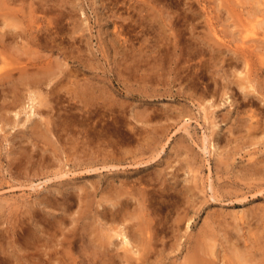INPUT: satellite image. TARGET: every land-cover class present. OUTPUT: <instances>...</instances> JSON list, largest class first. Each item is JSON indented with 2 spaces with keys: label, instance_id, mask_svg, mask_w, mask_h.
Here are the masks:
<instances>
[{
  "label": "rangeland",
  "instance_id": "374dc122",
  "mask_svg": "<svg viewBox=\"0 0 264 264\" xmlns=\"http://www.w3.org/2000/svg\"><path fill=\"white\" fill-rule=\"evenodd\" d=\"M15 1L11 0L10 3L13 8L23 7L27 11V7L31 5L30 8L35 10L32 18L28 14L29 11L26 12V22L34 20L37 14V18L44 20L43 24L50 19V27L61 33L70 56L65 57L57 51L52 52L36 45L32 46L29 53L31 57L27 53L20 55L19 48L18 55L17 51L15 55H10V51L5 53L14 61L19 57L20 60L39 58L52 62L54 67L60 66V76L53 78L49 85L44 83L43 91H46L50 84L63 79L60 82L61 87L59 84L56 88L57 94L45 96L47 99L50 97L48 101L53 103L47 101L45 106L39 107L38 99L34 101V104L38 103L36 107L41 111V114H34L35 107L32 110L29 108L32 99L28 100L31 97L29 89L34 86L27 84L34 78L29 76L28 82L22 84L28 76L23 79L17 74L18 70H14L17 74L16 81L23 79L20 83L23 87L18 88L15 79L8 81L11 85L14 84L12 86L8 82L2 84L3 73H0V92L4 93V96L0 93V237L2 236L4 246L13 250L11 254L21 253L19 249L23 245L22 234L8 236L11 234L9 230L17 224L14 221L30 217L26 215H33V223L27 220V226L23 224L25 232L27 231L25 235L31 236L30 241H41L45 237H53L52 234L60 233L58 227H63L64 224L57 221L62 219L63 223L67 224L64 231L73 229L84 234L75 245L78 248L72 250H75L74 255L78 260L86 258L78 264H90L88 260L93 255L89 254L87 247L91 246L93 249L101 232L104 233L113 222L116 225H132L137 220L133 218L127 220L128 222L118 219L112 221L109 216L98 212L104 203L111 207L112 203L109 201L103 202L104 197L110 195L109 190L113 191V186L120 187L124 183L122 187L128 186L126 189H131L134 193L139 185L144 187L152 198L151 216L156 217L152 223L157 231V243L151 248L153 252L148 254L146 264H183L187 254L186 247L198 241L212 245L210 258H213V264H229V259H232V249L229 245L233 238L239 239L244 248L249 246L250 251L256 252L255 256L259 262H255L264 264V170L255 173L250 164L248 165L251 160L253 164L258 159L264 161V125L262 129H258V133L257 130L249 128L246 121H240L241 117L248 119V114L255 110L258 113L261 111L260 115L264 119V98L261 87L259 88L264 84V70H258V76L252 82L255 88L258 87L255 91L246 86L247 80L243 79L245 72H241L245 69L242 57L244 50L251 54L255 65L260 66L261 59L264 60V26L260 23L264 17V0H260V5H257L256 0H26V6L24 0ZM14 3L19 4L15 6ZM40 4L54 6L45 13L41 11ZM73 7L75 9L70 12ZM75 19L80 21L79 28L72 27L77 23ZM257 21L259 24H255ZM69 24L71 28L68 27ZM18 41L16 47L20 44ZM33 47L40 51V54ZM11 49L14 50V46ZM22 51L20 50V53ZM43 53L48 54L45 56ZM262 65L264 67V64ZM28 68L31 73L35 72V67ZM5 69L0 67V71ZM10 86H16L17 92ZM63 86H67V93L64 92L66 90ZM242 87L243 90L240 89ZM20 88L22 91L25 89V92L21 93ZM5 91L9 92V95ZM19 92L20 97L17 96ZM244 96L254 99L248 100ZM15 99H21V103ZM12 101H16L15 107ZM20 108H23L22 111ZM32 122H35L36 126ZM40 146L44 148L41 149ZM152 146H157L153 155L149 152ZM108 150H111L114 156H106ZM159 151L160 154H157ZM95 156L99 157L97 163L92 161ZM105 163L113 166L103 167ZM261 163L263 162L257 163V166H261ZM94 166L99 170L93 169ZM148 173L155 174L151 176L152 174ZM128 178L131 179L130 182ZM113 182L115 183L112 186ZM171 185L172 188L168 191L167 187ZM129 195L127 196H132ZM130 198H127L128 210L133 211L138 200L136 199L135 203V197ZM80 201L84 204H80ZM101 203L103 204L100 205ZM252 208H256V211ZM243 211L251 217V221L255 220L247 222L245 217L242 218ZM177 215H180L181 223L176 221ZM90 220L91 227L88 222ZM249 223H252V226ZM236 226L241 227L244 234L243 231L238 233ZM256 226L262 227L263 233L258 230V235ZM22 231L23 229H20V232ZM227 232L228 235H222ZM92 234L95 237V240L92 237L93 241ZM15 237L21 239L15 240ZM10 240H15L14 246L10 245ZM119 240L120 238H114L110 249L123 254L124 248L120 246ZM248 241L256 246H252ZM84 246L85 249L81 248ZM224 255L225 260H222ZM55 261L58 262L57 259ZM118 262L116 264H123L119 257Z\"/></svg>",
  "mask_w": 264,
  "mask_h": 264
},
{
  "label": "bare ground",
  "instance_id": "6f19581e",
  "mask_svg": "<svg viewBox=\"0 0 264 264\" xmlns=\"http://www.w3.org/2000/svg\"><path fill=\"white\" fill-rule=\"evenodd\" d=\"M4 2L2 3V2H0V67L1 68H4L5 69V67H6V71L5 70H3V71H0V73L2 74V78H3V82H2V84H4V83H7L8 81H12V80H14L15 78H17V77H15V76H17V74L19 75V77H26V76H28V78L27 79H25V81L21 78V79H18V80H21L20 82H17L16 81V79L14 80V81H16L17 83H18V88H19V86H21L23 83L25 84V82H28V80H29V76H30V78L32 77V78H34V79H32L31 81H29V83H27V84H30V86H34V88H32V89H29V90H31L29 93H30V98L28 99L29 101H30V99H32V105L31 106H29V108L31 107V110L33 109V107H35L34 108V110H33V113L35 114V113H40L41 114V111H40V109H39V107H41V106H45V104H47V101H48V99L50 98H48L47 99V97H45V96H48L47 94H49V96H51V94H54V93H56L57 94V87H58V85L60 84V82L63 80H61L60 82H54L53 84H50V86L49 87H47V89H46V94L44 93V91L42 90V86H43V84L45 83L46 85H49V83L52 81V80H54L53 78H55V77H59L60 76V74L62 73V69L60 68V66H57V67H54V65L52 66L51 65V63L52 62H45V59H40L39 60V58H38V60L36 59L37 57H34L33 56V58H35L36 60H29V58H28V60H25V59H23V60H20L21 59V57H19V59H17L16 58V61H14L13 60V58H9L10 56H8L7 54H5V53H8L9 51V54L11 55V54H13V55H15V51H17V55H18V49L17 48H19V54L21 55L22 53L23 54H28L30 57H31V54H29L30 53V51L32 50V46H39V47H43V49L44 48H48L50 51H52V52H55V51H57L58 53H60V54H62L63 56H65V57H68V56H70L69 55V52H68V50L66 51V49H67V46L64 44V41L62 40V38H61V36H60V32L58 31V30H52V27H50V19H49V21L47 20V22H46V24H43L42 22H44V20L42 19V18H37V15H36V18L34 19V20H29L28 22H26L25 21V16H28V14L31 16V18L34 16V12H35V10L34 9H31L30 7H31V5H30V7L28 6L27 8H29V10H27V11H29L28 12V14L26 13L27 11L23 8V7H19L18 9L16 8V7H12L11 5H10V3H11V0H3ZM15 1V0H14ZM25 1L26 0H24V4H25V6H26V3H25ZM37 1V0H36ZM39 1V0H38ZM54 1V0H53ZM53 1H51V2H53ZM60 1V0H59ZM253 1V0H252ZM263 1V0H262ZM16 2V1H15ZM29 2V1H28ZM27 2V3H28ZM48 2V1H47ZM50 1H49V3H51ZM55 2V1H54ZM256 3H257V5H260L261 4V2H260V0H256L255 1ZM13 3V2H12ZM262 3H264V2H262ZM17 5L19 4V3H16ZM16 4L14 3V5L16 6ZM21 4V3H20ZM38 4V3H37ZM53 4V3H52ZM32 5H35V4H32ZM41 5V7H42V9H41V11H43V12H45V13H47V12H49L52 8V6H54V5H46L45 6V4H40ZM47 6H49V7H47ZM254 6V5H253ZM35 7H36V5H35ZM255 7V6H254ZM39 8H40V6H39ZM54 8V7H53ZM71 9H75L74 7L73 8H70V12H71ZM255 10H256V12H258L257 11V9L255 8ZM259 10H261V9H259ZM64 11V10H63ZM43 12H42V14H43ZM73 12V11H72ZM255 12V11H254ZM260 12V11H259ZM263 12H264V10H263ZM46 15V14H45ZM71 15V14H70ZM44 16V15H43ZM69 16V15H68ZM72 16H74V15H72ZM263 16V15H262ZM39 17V16H38ZM254 17V16H253ZM30 18V19H31ZM46 18V17H45ZM47 18H48V16H47ZM46 18V19H47ZM70 19H72L73 17H69ZM29 19V18H28ZM76 20V22H77V19H75ZM259 20V19H258ZM72 21H73V19H72ZM74 22V21H73ZM79 23H80V21H78ZM78 22L76 23V24H73L72 25V27H76V26H78V28L80 27L79 26V24H78ZM75 23V22H74ZM260 23L264 26V17H263V19L262 20H260ZM52 24V23H51ZM255 24H259L258 23V21H257V23H255ZM71 24H69L68 25V27H70L71 28V26H70ZM52 26V25H51ZM54 26V25H53ZM257 27H259V26H257ZM262 28V27H261ZM69 30V29H68ZM73 30V29H72ZM72 30H71V32H72ZM81 30H82V27H81ZM74 31V30H73ZM254 31V33H257L256 32V30H253ZM69 32V31H68ZM70 33V32H69ZM73 33V32H72ZM79 33H77V35H78ZM67 35V34H66ZM71 35V34H70ZM64 36V35H63ZM72 36V35H71ZM75 36V35H74ZM83 36V35H82ZM81 36V37H82ZM20 37V38H19ZM58 37H59V39H58ZM68 37V36H67ZM79 37H80V35H79ZM258 37V36H257ZM70 38V37H69ZM72 38H73V36H72ZM18 39H19V41H18ZM20 39H21V42H20ZM76 39V38H75ZM67 40V39H66ZM260 40H261V38H260ZM264 40V39H263ZM18 41V43H20L19 44V46L17 45V47H16V42ZM78 41H80V40H78ZM255 41V40H254ZM245 42V41H244ZM256 42V41H255ZM254 42V43H255ZM257 43V42H256ZM263 43H264V41H263ZM74 45V44H73ZM244 45V44H243ZM246 45V44H245ZM244 45V46H245ZM253 44H250V46H252ZM255 45H257V44H255ZM263 45V44H262ZM14 46V50L13 49H11V47H13ZM247 46H249V45H247ZM20 47H21V49H20ZM74 47V46H73ZM256 47V46H255ZM254 46H253V48H255ZM258 47V46H257ZM252 48V49H253ZM33 49L35 50L36 48H34L33 47ZM39 49V48H38ZM81 49V48H80ZM230 49V48H229ZM20 50L22 51L21 53H20ZM37 50V49H36ZM74 50V49H73ZM24 51H25V53H24ZM69 51H71V49L69 50ZM80 51V50H79ZM257 51V50H256ZM36 52H38V50L36 51ZM36 52H34L35 54H36ZM40 52V51H39ZM38 52V54H40ZM42 52V51H41ZM78 53V52H77ZM34 54V55H35ZM48 53H43V55H47ZM50 54H52V53H50ZM235 54H237L236 52H235ZM256 54V53H255ZM260 54V53H259ZM37 55V54H36ZM42 55V54H41ZM23 56H25V55H23ZM22 56V57H23ZM52 56H53V54H52ZM261 56V55H260ZM48 57V56H47ZM59 57V56H58ZM64 57V58H65ZM73 57V56H72ZM243 60H244V62H245V69H244V71H241V72H245V75H244V78L243 79H245V80H247V85L246 86H250V89L252 90V88H253V91H255L257 88H255V85L252 83L253 81H255L256 80V78H257V76H258V70H264V67H263V65L262 64H264V60L263 59H261L262 60V62H261V65L260 66H257V65H255V63H254V61L252 60V56H251V54L250 53H248V52H246L245 50H244V53H243ZM50 58V57H49ZM60 58V57H59ZM233 57L231 56V59H232ZM254 58V57H253ZM31 59V58H30ZM76 59V58H75ZM257 59H258V57H257ZM54 60V59H53ZM56 60H57V58H56ZM85 60V59H84ZM236 60V59H235ZM259 60V59H258ZM261 60H259V61H261ZM55 62V61H54ZM53 62V63H54ZM66 62V61H65ZM68 62V61H67ZM73 62V61H72ZM60 63V62H59ZM15 65V67H10V65ZM230 64V63H229ZM22 65V66H21ZM61 65V64H60ZM243 65V64H242ZM28 66H33V67H35V72L34 73H31V70H28L29 68H28ZM66 66V65H65ZM10 67V68H9ZM71 68V67H70ZM18 70V72H17V74L15 73V71L14 70ZM63 69H64V67H63ZM241 69H242V67H241ZM16 70V71H17ZM60 70V71H59ZM69 70H71V69H69ZM64 71V70H63ZM5 72V73H4ZM76 72V71H75ZM15 73V74H14ZM30 73V74H29ZM72 73V72H71ZM78 74V73H77ZM76 74V76H78ZM73 75V74H72ZM240 76H241V74H239ZM1 76V75H0ZM67 77V76H66ZM263 77V76H262ZM85 78V77H84ZM237 78H238V76H237ZM236 78V79H237ZM264 78V77H263ZM262 78V80H264ZM61 79V78H60ZM77 79H79V78H77ZM76 79V80H77ZM86 80H87V78H85ZM241 79V78H240ZM239 79V80H240ZM22 80H23V82H22ZM27 80V81H26ZM75 80V81H76ZM238 80V79H237ZM260 80V79H259ZM261 80V81H262ZM90 81V80H89ZM235 81V83L237 82L236 80H234ZM22 82V84L20 85V83ZM64 82H66V80L64 81ZM79 82V81H78ZM239 82V81H238ZM0 83H1V81H0ZM9 83V82H8ZM68 83V82H67ZM240 83V82H239ZM245 83V82H244ZM10 84V83H9ZM16 84V83H15ZM26 84V85H27ZM64 84V83H63ZM88 84V83H87ZM263 84V83H262ZM11 85V84H10ZM12 85H14V84H12ZM11 85V86H12ZM89 85V84H88ZM90 85H91V83H90ZM236 85H238V84H236ZM236 85H235V87H236ZM1 86V85H0ZM10 86V87H11ZM60 87H61V84L59 85ZM74 85H72V87H73ZM83 86V85H82ZM240 86V84L238 85V87ZM257 86V85H256ZM21 87H23V86H21ZM41 87V88H40ZM64 87V86H63ZM65 87H67V86H65ZM63 88V89H65L66 91H64L65 93H67V91H69V90H67L66 88ZM261 87V88H260ZM12 88V87H11ZM27 88V87H26ZM45 88H46V86H45ZM87 88V87H86ZM259 88H260V90L263 92L262 94H263V98H264V84L263 85H261V86H259ZM3 89H4V87H3ZM2 89V90H3ZM7 89V88H6ZM13 89H16V92H17V88H16V86H15V88L13 87L12 88V90ZM21 90H20V92L22 91V88H20ZM43 89H44V87H43ZM56 89V90H55ZM71 89V88H70ZM237 89V88H236ZM240 89H244L243 87L242 88H240ZM8 90H10V89H8ZM12 90H11V92H12ZM25 90V89H24ZM23 90V91H24ZM88 90V89H87ZM242 90H240L241 92H242ZM251 90L249 91V92H251ZM259 90V89H258ZM7 91V90H6ZM5 91V93H7V95H9V92H6ZM15 91V90H14ZM13 91V92H14ZM22 91V92H23ZM75 91V90H74ZM78 91V90H77ZM234 91V90H233ZM244 91H246V90H244ZM2 92V91H1ZM0 92V93H1ZM20 92L18 93V95L17 96H19V94H20ZM21 92V93H22ZM25 92V91H24ZM27 92V91H26ZM62 92V91H61ZM93 92V91H92ZM91 92V93H92ZM237 92H239V91H237ZM60 93V92H59ZM58 93V94H59ZM63 93V92H62ZM65 93L63 94V95H65ZM71 93V92H70ZM234 93H236V92H234ZM1 94H3V96H4V93H1ZM12 94H14V93H12ZM11 94V95H12ZM15 94H17V93H15ZM6 94H5V97L7 96ZM239 95V94H238ZM248 95H249V93H248ZM251 95H252V93H251ZM256 95V94H255ZM16 96V97H17ZM22 96H24V95H22ZM21 96V97H22ZM28 96V95H27ZM40 96H42V97H40ZM44 96V97H43ZM60 96V95H59ZM70 96V95H69ZM88 96V95H87ZM15 97V96H14ZM15 97V98H16ZM20 97V96H19ZM38 97H40V98H38ZM53 97V96H52ZM79 97H81V96H79ZM245 97V96H244ZM243 97V98H244ZM248 97V96H247ZM245 97L246 99H254L253 97ZM12 98H13V96H12ZM54 98V97H53ZM56 98V97H55ZM242 97H240V99H241ZM244 98V99H245ZM3 99V98H2ZM36 99H38V103H39V107H36L37 105L36 104H38V103H36L35 102V104H34V101L36 100ZM82 99V98H81ZM239 99V100H240ZM251 99V100H252ZM8 100V99H7ZM7 100H6V102H7ZM12 100V99H11ZM14 100V99H13ZM16 101H20L21 99H15ZM248 100H246L247 102H248ZM263 100V99H262ZM4 101V100H3ZM16 101H12V103L14 104V107L16 106ZM241 101V100H240ZM254 101H256V100H254ZM5 102V101H4ZM26 102V101H25ZM48 102H50V101H48ZM238 102V101H237ZM242 102V101H241ZM258 102V101H257ZM261 102V101H260ZM1 103V102H0ZM12 103H10V104H12ZM20 103H21V101H20ZM50 103H53V101H51ZM243 103V102H242ZM244 103H246L245 102V100H244ZM249 103V102H248ZM262 103V102H261ZM10 104H8V105H10ZM12 104V105H13ZM25 104V103H24ZM27 104H29V103H27ZM31 104V103H30ZM29 104V105H30ZM44 104V105H43ZM111 104V103H110ZM239 104V103H238ZM237 104V105H238ZM1 105H2V103H1ZM23 105V104H22ZM243 105V104H242ZM249 105V104H248ZM256 106L255 107H257V103L255 104ZM19 106H20V104H19ZM47 106V105H46ZM48 106H50V105H48ZM260 106V105H259ZM1 107H3V106H1ZM22 107H24V105L22 106ZM27 108H28V106H26ZM241 107V106H240ZM255 107H253L254 109H255ZM261 107H263V106H261ZM19 108V107H18ZM26 108V109H27ZM264 108V107H263ZM4 109H5V107H4ZM11 109H13V108H11ZM16 109V108H15ZM21 109V111H22V109L23 108H20ZM19 109V110H20ZM242 109V108H241ZM9 110V109H8ZM18 110V109H17ZM28 110V112L29 111H31L30 109H27ZM44 110V109H43ZM46 110V109H45ZM262 110V109H261ZM5 111V110H4ZM251 111H253V110H251ZM256 111V112H255ZM255 111H253V112H251V113H249L248 115H249V118L248 119H246V118H240L241 120V122L242 121H246L247 122V124L249 125V128H253V131H256L257 130V132L259 131L258 129H260L261 127H262V125H264V119H262L263 117H262V115H260V113H261V111L258 113V111L257 110H255ZM264 111V110H263ZM262 111V112H263ZM43 112V111H42ZM46 112L48 113L49 112V110H46ZM17 113H19V111H17ZM31 113H32V111H31ZM46 113V114H47ZM243 113H245V112H243ZM2 114V113H1ZM6 114V113H5ZM45 114V113H44ZM45 114V115H46ZM263 114H264V112H263ZM246 116H247V114H245ZM52 116V115H51ZM240 116V115H239ZM43 117H44V115H43ZM47 119H50V118H48V117H46ZM46 118H45V121H44V123L46 122ZM15 120V119H14ZM44 120V119H43ZM85 121V120H84ZM50 122V121H49ZM20 123V122H19ZM33 123V122H32ZM35 123V122H34ZM33 123V124H34ZM40 123V122H39ZM38 123V124H39ZM44 123H43V125H44ZM237 123H238V121H237ZM240 123V122H239ZM238 123V124H239ZM6 124V123H5ZM41 124V123H40ZM46 124V123H45ZM49 124V123H48ZM113 124V123H112ZM237 124V125H238ZM18 125V124H17ZM109 125H111V124H109ZM236 125V124H235ZM3 126V125H2ZM35 126H36V123H35ZM42 126V125H41ZM45 126V125H44ZM113 126V125H112ZM240 126V125H239ZM33 126H31V128H32ZM39 127H40V125H39ZM53 127V126H52ZM82 127V126H81ZM241 127V126H240ZM239 127V128H240ZM244 127H245V125H244ZM3 128V127H2ZM1 128V129H2ZM30 128V129H31ZM34 128V127H33ZM41 128V127H40ZM44 128V127H43ZM46 128V127H45ZM77 128V127H76ZM111 128V127H110ZM156 128V127H155ZM158 128V127H157ZM156 128V129H157ZM46 129H48V128H46ZM262 129V128H261ZM264 129V128H263ZM39 130V129H38ZM37 129H36V131H38ZM79 130V129H78ZM92 130V129H91ZM112 130V129H111ZM150 130V129H149ZM247 130V129H246ZM33 131H34V129H33ZM40 131V130H39ZM38 131V132H39ZM53 131H56V130H53ZM95 131V130H94ZM105 131V130H104ZM107 131V130H106ZM160 132H161V130H159ZM81 132V131H80ZM92 132V131H91ZM155 132V131H154ZM246 132V131H245ZM248 132V131H247ZM264 132V131H263ZM42 133H44V132H42ZM108 133V132H107ZM106 133V134H107ZM110 133V132H109ZM151 133V132H150ZM250 133H252V131L250 132ZM249 133V134H250ZM259 133V132H258ZM36 134V133H35ZM73 134V133H72ZM85 134V133H84ZM91 134V133H90ZM112 134V133H111ZM111 134H110V136H111ZM254 134V133H253ZM257 134V133H256ZM34 135V134H33ZM38 135V134H37ZM103 135V134H102ZM152 135V134H151ZM43 136V135H42ZM155 136V135H154ZM244 136V135H243ZM249 136V135H248ZM38 137V136H37ZM156 137V136H155ZM263 137V136H262ZM63 138V137H62ZM70 138V137H69ZM150 138V137H149ZM254 138V137H253ZM58 139H59V137H58ZM203 139H205V137L203 138ZM248 139V138H247ZM33 140V139H32ZM249 140V139H248ZM264 140V139H263ZM79 141H80V139H79ZM151 141V140H150ZM153 141V140H152ZM158 141V140H157ZM156 141V142H157ZM71 142V141H70ZM264 142V141H263ZM262 142V143H263ZM31 143V142H30ZM150 143H152V142H150ZM163 144V143H162ZM215 144V143H214ZM32 145V144H31ZM38 145H40V144H38ZM49 145V144H48ZM22 146V145H21ZM33 146V145H32ZM43 146H44V144H43ZM41 147V149H43L44 147ZM90 146H92V145H90ZM145 146V145H144ZM159 146V145H158ZM205 146H207V145H205ZM216 146V145H215ZM39 147V146H38ZM54 147V146H53ZM94 147V146H93ZM93 147H91V148H93ZM148 147H150V146H148ZM147 147V148H148ZM162 147V146H161ZM164 147V146H163ZM24 148V147H23ZM27 148V147H26ZM90 148V147H89ZM101 148V147H100ZM109 148V147H108ZM107 148V149H108ZM203 148H204V145H203ZM214 148H216V147H214ZM35 149V148H34ZM85 149H87V148H85ZM157 149V146H152L151 147V149L149 150V152H150V154H155L154 152H155V150ZM160 149V148H159ZM205 149V148H204ZM54 150V149H53ZM92 150V149H91ZM102 150V149H101ZM113 150V149H112ZM146 150V149H145ZM262 150V149H261ZM30 151V150H29ZM28 151V152H29ZM43 151V150H42ZM50 151V150H49ZM79 151V150H78ZM104 151V150H103ZM147 151V150H146ZM145 151V152H146ZM162 151V150H161ZM21 152V151H20ZM51 152V151H50ZM233 152V151H232ZM260 152V151H259ZM77 153V152H76ZM228 153V152H227ZM16 154H18L17 152H16ZM72 154V153H71ZM79 154V153H78ZM86 154H87V152H86ZM117 154V153H116ZM120 154H122V153H120ZM124 154V153H123ZM149 154V153H148ZM157 154H160V151H159V153H157ZM228 154H230V152L228 153ZM31 155V154H30ZM40 155H42V153H40ZM99 155H101V154H98V156ZM104 155V154H103ZM144 155V154H143ZM249 155V154H248ZM29 156V155H28ZM33 156V155H32ZM75 156H76V154H75ZM78 156V155H77ZM80 156V155H79ZM106 156H114L113 155V153L111 152V150H108V153L106 154ZM142 156V155H141ZM155 156V155H154ZM82 157V156H81ZM145 157V156H144ZM159 157V156H158ZM229 157H230V155H229ZM37 158V157H36ZM72 158V157H71ZM94 159H92V161H94V163H97V162H99V157H97V156H95V157H93ZM113 158V157H112ZM111 158V159H112ZM146 158V157H145ZM152 158V157H151ZM150 158V159H151ZM155 158H157V157H155ZM160 158V157H159ZM28 159V158H27ZM147 159V158H146ZM145 159V160H146ZM221 159V158H220ZM36 160H38V159H36ZM89 160V159H88ZM152 160V159H151ZM153 160H154V158H153ZM222 161H224V159H221ZM31 161V160H30ZM40 161V160H39ZM116 161V160H115ZM138 161V160H137ZM229 161V160H228ZM44 162V161H43ZM80 162V161H79ZM78 162V163H79ZM133 162V161H132ZM138 162H143L144 163V161H138ZM146 162V161H145ZM148 162V161H147ZM217 162V161H216ZM251 162H252V160H251ZM248 163V165L250 164V168H252L253 169V171L255 172V173H257L258 171H260L261 172V169L262 170H264V161L262 160V159H258L257 161H256V163ZM255 162V161H254ZM260 162H263V163H261L262 165V167L259 165V166H257V163H260ZM40 163V162H39ZM42 164V163H41ZM40 164V165H41ZM118 164V163H117ZM142 164V163H141ZM244 164V163H243ZM93 165V164H92ZM100 165H102V164H100ZM119 165V164H118ZM130 165V164H129ZM96 166V165H95ZM94 166V167H95ZM103 167H107L108 168V166H111L109 163L108 164H104V165H102ZM113 166V165H112ZM111 166V167H112ZM135 167H136V165H134ZM83 167V166H82ZM93 167V169H98V168H94ZM115 167V166H114ZM113 167V168H114ZM118 167V166H117ZM116 167V168H117ZM218 168H219V165L217 166ZM242 167V166H241ZM88 168V167H87ZM87 168H86V171H88L87 170ZM226 168V167H225ZM248 168V167H247ZM101 169V168H100ZM104 169V168H103ZM111 169V168H110ZM221 169V168H220ZM246 169V168H245ZM244 169V170H245ZM99 170V169H98ZM98 170H96V171H98ZM91 171V170H90ZM93 171V170H92ZM159 171V170H158ZM242 171H243V169H242ZM241 171V172H242ZM246 171H248V170H246ZM155 172V171H154ZM161 172V171H160ZM251 172V171H250ZM264 172V171H263ZM162 173V172H161ZM174 173V172H173ZM148 174H150V173H148ZM152 174V173H151ZM150 174V175H151ZM153 174H155V173H153ZM153 174L151 175V176H153ZM149 175V176H150ZM254 176V175H253ZM147 177H148V175H147ZM146 177V180L148 179ZM151 178V177H150ZM156 178V177H155ZM155 178H153L154 180H155ZM135 179V178H134ZM159 179V178H158ZM157 179V180H158ZM251 179V178H250ZM264 179V178H263ZM128 180H129V178H128ZM131 180V179H130ZM130 180H129V182H130ZM136 180H138V179H136ZM237 180V179H236ZM256 180H257V178H256ZM138 181H140V180H138ZM137 181V182H138ZM148 181V180H147ZM152 181V180H151ZM178 181V180H177ZM111 182V181H110ZM149 182V181H148ZM254 182V181H253ZM115 182H113L112 183V186H113V184H114ZM119 183V182H118ZM142 183V182H141ZM153 183V182H152ZM172 183V182H171ZM212 183V182H211ZM246 183H248V182H246ZM124 184V183H123ZM122 184V185H123ZM235 184V183H234ZM122 185L120 186V187H118V186H113L112 187V189H113V191H110L109 190V193H110V195L108 196V195H106L105 197H104V201L103 202H110V203H112V205H111V207H108V206H106V205H104L103 203H101L100 205H102L103 204V207H102V209H99L98 210V212H99V214H101V215H105V216H109V219H111L112 221L113 220H116V219H118V220H122V221H125V222H128L127 220H131V219H133V218H136L137 220H136V222L135 223H132V225H130V224H125V225H116V224H111V225H109L107 228H106V230L105 231H103L104 233H102L101 232V234L98 236V238L99 239H96V240H98V242L96 243V244H94V246H93V249L91 248V246H90V248H89V246L87 247V250L90 252L89 254H91V255H93V257H91V258H89V256L87 257V258H89V262H90V264H112V262H114V264H116V262H118V257H119V259H121L122 261H123V264H124V262H126L125 264H146L147 262H148V254L150 253V251H151V248L152 247H154V246H156V243H157V231H156V228H154V224L152 223V220H154V218H156V217H152L151 215H152V213H153V208L151 207L152 206V198H150V196H149V193L147 194V191H146V189L144 188V187H141L140 185V187L138 186V187H136V191H135V193L130 189V190H127L126 188L128 187L127 185V187L126 188H124V187H122ZM132 185V184H131ZM253 185V184H252ZM257 185V184H256ZM95 186V185H94ZM97 186V185H96ZM133 186V185H132ZM248 187H249V184H248ZM259 187V186H258ZM170 188H172V185L171 186H169V187H167V189H168V191H170ZM241 188V187H240ZM246 188V187H245ZM262 188V187H261ZM243 189V188H242ZM255 189V188H254ZM159 190L160 189H158V192H159ZM238 190V189H237ZM236 191V190H235ZM239 191V190H238ZM237 191V192H238ZM263 191H264V189H263ZM149 192V191H148ZM236 192V193H237ZM250 192V191H249ZM258 192V191H257ZM261 192V191H260ZM106 194H108L107 192H105ZM240 193V192H239ZM248 193V192H247ZM262 193H264V192H262ZM103 194V193H102ZM132 195V196H130V195ZM168 194V193H167ZM253 194V193H252ZM104 195V194H103ZM125 195V196H124ZM127 195H129L130 197H132L133 198V196L135 197V198H133V199H135L134 200V202L136 201V199L138 200V204H136L137 205V207L136 208H134L133 209V211H129L128 210V200H127V198H130V197H128ZM174 195V194H173ZM155 196V195H154ZM176 196H178V195H176ZM188 196V195H187ZM263 197V196H262ZM57 198V197H56ZM255 198V197H254ZM259 198V197H258ZM53 199V198H52ZM65 199V198H64ZM103 199V198H102ZM132 199V200H133ZM188 199V198H187ZM50 200V199H49ZM99 200V199H98ZM130 200H131V198H130ZM54 201V200H53ZM66 201V200H65ZM83 201V200H82ZM82 201H80V204L82 203V204H84ZM189 201V200H188ZM61 202V201H60ZM68 202V204H69V201H67ZM191 202V201H190ZM52 204V202H49V204ZM62 203V202H61ZM66 203V202H65ZM99 203V202H98ZM97 203V204H98ZM130 203V202H129ZM136 203V202H135ZM97 204H96V206H97ZM118 204H119V206H118ZM191 204H193V203H191ZM63 205V204H62ZM99 205V204H98ZM135 205V206H136ZM155 205V204H154ZM64 206V205H63ZM189 206V205H188ZM80 207H81V205H80ZM157 207V206H156ZM262 207V206H261ZM60 208V207H59ZM63 208V207H62ZM64 208H66V206L64 207ZM63 208V209H64ZM158 208V207H157ZM162 208V207H161ZM48 209V208H47ZM97 209H98V207H97ZM96 208H95V210H97ZM130 209V208H129ZM256 209V208H255ZM255 209H253L252 208V210L254 211ZM262 209H264L263 207H262ZM26 210V209H25ZM248 210V209H247ZM51 212H52V210H50ZM160 211V210H159ZM256 211V210H255ZM47 212H48V210H47ZM71 212V211H70ZM72 212H74L73 210H72ZM157 212V211H156ZM239 212V211H238ZM242 212V211H241ZM258 212H259V210H258ZM261 212V211H260ZM23 213H25V211L23 212ZM28 213V211L26 210V214ZM67 213H69L68 212V209H67ZM155 213V212H154ZM158 213V212H157ZM237 213V212H236ZM240 213V212H239ZM238 213V214H239ZM244 213H246V212H244L243 211V216H242V218L243 217H245V219H247V222L251 219V217L248 215V214H244ZM248 213V212H247ZM256 213V212H255ZM254 213V214H255ZM264 213V212H263ZM20 214V213H19ZM25 214V215H26ZM72 214V213H71ZM241 214V215H242ZM262 213H260V215H261ZM15 215V214H14ZM21 215V214H20ZM19 215V216H20ZM24 215V214H23ZM24 215V216H25ZM69 215V214H68ZM77 215V214H76ZM90 216L92 215L91 213L89 214ZM156 215V214H155ZM251 215V214H250ZM256 215V214H255ZM264 215V214H263ZM263 215H261V216H263ZM26 216H30V217H28L27 219H20V220H16V221H14V222H16L17 224H15L13 227H12V229H10L9 230V232L11 233V234H9L8 236L9 237H14V236H17V235H19V236H21V234H22V239H23V245H21V248L19 249V250H21V253H13V254H11V251H13V250H9V248L8 247H6V246H4V242H3V240H2V236L0 237V264H78V263H80L79 261L81 260H85L84 258H81V259H77V257L74 255V251L75 250H72L73 248H78V247H75V245H76V243L78 242V240H79V237H83V235H82V233L81 232H78L77 230H73V229H71V230H73V231H71V230H68L67 231V229H66V231H64V226L65 225H67L66 223H63L64 222V220H60V218H59V220L60 221H57V222H62V224H64V226L62 227V225L61 226H59L58 227V229L60 230V233H55V234H52L53 235V237H45V239H43V240H41V241H30L29 240V236H30V234H28V235H25V233L27 232H25V226H23V224H27V220L29 221H34V216L33 215H26ZM71 216V215H70ZM178 217L175 219L176 221H178V222H180L181 223V218H180V215H177ZM187 216V215H186ZM235 216V215H234ZM252 217H253V215H251ZM260 216V217H261ZM64 217H65V215H64ZM92 218H93V216H91ZM224 217V216H223ZM237 217V216H236ZM256 218H257V216H255ZM258 217H259V214H258ZM264 217V216H263ZM11 218V217H10ZM16 218H18V216L16 217ZM56 218V217H55ZM68 218V217H67ZM66 218V219H67ZM100 218V217H99ZM104 218V217H103ZM179 218V219H178ZM241 218V219H242ZM13 219V218H12ZM40 219V218H39ZM96 219V218H95ZM181 219V220H180ZM244 219V220H245ZM258 219V218H257ZM256 219V220H257ZM261 219V218H260ZM259 219V220H260ZM264 219V218H263ZM48 220V219H47ZM238 220V219H237ZM240 220V219H239ZM243 220V221H244ZM255 220V219H254ZM253 220V221H254ZM1 221V220H0ZM13 221V220H12ZM37 221H39V220H37ZM75 221V220H74ZM101 221V220H100ZM107 221V220H106ZM241 221V220H240ZM251 221V220H250ZM253 221H251V222H253ZM261 221V220H260ZM2 222H3V220H2ZM7 222V221H6ZM11 222V221H10ZM50 222V221H49ZM48 222V223H49ZM69 222H71L70 221V218H69ZM89 222V225H90V227H91V220L90 221H88ZM96 222H97V220H96ZM120 222V221H119ZM133 222V221H132ZM237 222V221H236ZM245 222V221H244ZM244 222H243V225H244ZM257 222H259V221H257ZM256 222V223H257ZM33 223V222H32ZM47 223V222H46ZM78 223V222H77ZM94 223V222H93ZM102 223V222H101ZM104 224H105V222H103ZM117 223V222H116ZM163 223H165V222H163ZM260 223V222H259ZM259 223H257V224H259ZM21 224V225H20ZM96 224V223H95ZM178 224L179 223H177V226H178ZM234 224V223H233ZM239 224V223H238ZM250 224V226H252V223H249ZM263 223H261V226L263 227V225H262ZM60 225V224H59ZM75 225V224H74ZM89 225H87L88 226V228H89ZM100 225V224H99ZM157 225V224H156ZM176 225V224H175ZM229 225V224H228ZM241 225V224H240ZM246 225V224H245ZM27 226V225H26ZM58 226V225H57ZM71 226H73V225H70V227ZM86 226V225H85ZM94 226V225H93ZM96 226H97V224H96ZM158 226H160V225H158ZM231 226V225H230ZM234 226V225H233ZM260 226V225H259ZM257 227V228H260V229H257L256 228V233L258 234L259 233V231L258 230H262V227ZM18 227V228H17ZM39 227V226H38ZM75 227V226H74ZM95 227V226H94ZM247 227V226H246ZM61 228V229H60ZM223 228H224V226H223ZM236 228V230L238 231V233H240L241 231H243V229L241 228V227H239V226H236L235 227ZM244 228V227H243ZM4 229V228H3ZM2 229V230H3ZM20 229L22 230L23 229V231L22 232H20ZM30 229V228H29ZM84 229V228H83ZM82 229V230H83ZM86 229H87V227H86ZM86 229H84V230H86ZM228 229V228H227ZM247 229V228H246ZM7 230V229H6ZM19 230V231H18ZM49 230V229H48ZM54 230V229H53ZM58 230V231H59ZM88 230V229H87ZM163 230H164V228H163ZM162 230V231H163ZM248 230V229H247ZM39 231H40V229H39ZM45 231V230H44ZM91 231H92V229H91ZM102 231V230H101ZM232 231V230H231ZM5 232V231H4ZM7 233H9L8 232V230L6 231ZM5 232V234H7ZM46 232V231H45ZM54 232V231H53ZM56 232V231H55ZM86 232V231H85ZM160 232V231H159ZM252 232V231H251ZM262 232V231H261ZM260 232V236H262L261 234L264 232V230H263V232L261 233ZM2 233V232H1ZM19 233V234H18ZM52 233V232H51ZM88 233V232H87ZM92 233H94V232H92ZM99 233V232H98ZM225 233V232H224ZM222 234V235H228V233L229 232H227L226 234ZM231 233V232H230ZM255 233V234H256ZM17 234V235H16ZM45 234V233H44ZM60 234V235H59ZM233 234V233H232ZM231 234V235H232ZM235 234V233H234ZM237 234V233H236ZM243 234H244V231H243ZM252 234V233H251ZM257 234H256V236H257ZM264 234V233H263ZM47 235V234H46ZM96 235V234H95ZM221 235V236H222ZM240 235V234H239ZM259 235V234H258ZM38 236V235H37ZM60 236V237H59ZM91 236V235H90ZM210 236V235H209ZM238 238H239V236L238 235H236ZM255 236V235H254ZM264 236V235H263ZM31 237V236H30ZM32 237H33V235H32ZM89 237V236H88ZM92 237H94L93 236V234H92V236H91V239H92ZM97 237V236H96ZM120 238V240H121V245L120 246H122L123 248H124V252H123V254H120L118 251L117 252H115L114 250H112V248L110 249V245L113 243V241H114V238ZM236 237V238H237ZM241 237V236H240ZM17 238H19V239H21V237H15V240L17 239ZM86 238V237H85ZM84 238V239H85ZM227 238H229V237H227ZM247 238V237H246ZM264 238V237H263ZM205 239H207L208 240V238L206 237ZM245 239V238H244ZM256 239V238H255ZM254 239V240H255ZM15 240H10V242H11V246H14L15 245ZM94 240H95V237H94ZM119 240V241H120ZM196 241H197V239H195ZM199 240V239H198ZM258 240H259V236H258ZM92 241H93V239H92ZM210 241V240H209ZM209 241L207 242V243H209ZM226 241V240H225ZM229 241V240H228ZM240 240L239 239H232L231 240V243H230V245L229 246H231V249H232V251H230L231 249L229 248V247H227V245H226V247L228 248V249H230L229 251L232 253V254H230V252H228L231 256H232V259L230 258L229 260V264H260V263H257V262H259V260H257L256 259V252H252V251H250V249L248 248V247H243V246H241L240 245V242H239ZM257 241V240H256ZM230 242V241H229ZM243 242V241H242ZM248 242H250V241H248ZM247 242V243H248ZM18 243H20V242H18ZM85 244V242H82V244ZM118 243V242H117ZM224 243V242H223ZM251 243V242H250ZM254 243V242H253ZM6 244V243H5ZM8 244V243H7ZM78 244V243H77ZM252 244V243H251ZM9 245V244H8ZM92 245V244H91ZM209 245H210V243H209ZM209 245H207V244H205L204 242H197V243H195V244H191V245H188L186 248H187V254H186V256H185V260H184V262H183V264H213L212 263V260L211 259H213V258H210V253L212 252H210V247L212 246H209ZM78 246V245H77ZM115 246V245H114ZM114 246H112V247H114ZM247 246V245H246ZM252 246H256L255 244L253 245L252 244ZM260 246V245H259ZM258 246V247H259ZM85 247L86 246H84V247H81V248H83V249H85ZM263 247V246H262ZM214 248H215V246H214ZM260 248V247H259ZM83 249H81V250H83ZM90 249V250H89ZM115 249V248H114ZM117 249H118V247H117ZM227 249V250H228ZM256 249V248H255ZM15 250V249H14ZM17 250V249H16ZM119 250V249H118ZM226 250V249H225ZM259 251H260V249H258ZM263 250H264V248H263ZM84 251V250H83ZM86 252V250L84 251V253ZM121 252V251H120ZM151 252H153V251H151ZM214 252V251H213ZM263 252V251H262ZM261 252V253H262ZM258 253V252H257ZM213 255V254H212ZM80 256V255H79ZM83 256V255H82ZM214 256V255H213ZM212 256V257H213ZM229 256V255H228ZM227 256V257H228ZM258 256V255H257ZM260 256V255H259ZM98 257H100L101 259L100 260H98L99 258ZM224 258H222V260L224 259L225 260V255L223 256ZM151 258V257H150ZM258 258V257H257ZM260 258V257H259ZM58 260V262H56L55 260ZM155 260V259H154ZM157 260V259H156ZM257 260V262H255ZM262 260H264L263 259V257H262ZM84 262V261H83ZM227 262V261H226ZM263 262V261H262ZM119 263V262H118ZM225 263V262H224ZM85 264H87V263H85ZM226 264V263H225Z\"/></svg>",
  "mask_w": 264,
  "mask_h": 264
}]
</instances>
